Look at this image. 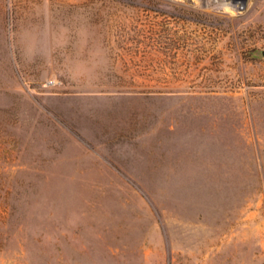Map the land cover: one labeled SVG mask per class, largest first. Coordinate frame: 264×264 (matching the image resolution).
Segmentation results:
<instances>
[{
    "label": "rangeland",
    "instance_id": "obj_1",
    "mask_svg": "<svg viewBox=\"0 0 264 264\" xmlns=\"http://www.w3.org/2000/svg\"><path fill=\"white\" fill-rule=\"evenodd\" d=\"M0 264H264V0H0Z\"/></svg>",
    "mask_w": 264,
    "mask_h": 264
}]
</instances>
